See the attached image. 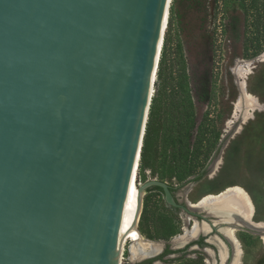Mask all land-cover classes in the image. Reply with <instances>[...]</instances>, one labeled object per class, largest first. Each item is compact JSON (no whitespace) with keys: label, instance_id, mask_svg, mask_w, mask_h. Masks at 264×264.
<instances>
[{"label":"water","instance_id":"obj_1","mask_svg":"<svg viewBox=\"0 0 264 264\" xmlns=\"http://www.w3.org/2000/svg\"><path fill=\"white\" fill-rule=\"evenodd\" d=\"M166 2L0 0V264H116L118 241L154 187L229 246L222 229L264 236L244 222L215 227L163 181L139 183L126 201ZM160 243L141 262L170 244Z\"/></svg>","mask_w":264,"mask_h":264},{"label":"rangeland","instance_id":"obj_2","mask_svg":"<svg viewBox=\"0 0 264 264\" xmlns=\"http://www.w3.org/2000/svg\"><path fill=\"white\" fill-rule=\"evenodd\" d=\"M169 16L137 185L149 180L166 182L174 187L173 196L180 204H194L238 186L252 203V222L264 226V0H172ZM243 71L247 72L244 77L239 75ZM239 83L256 99V108L240 98ZM221 148L220 163L209 175V166ZM203 171L200 181L191 182ZM214 218L219 227L223 221ZM191 225L188 215L167 205L161 192L144 194L136 225L144 239L169 242L166 246L174 248L171 252H178L208 230L203 224L198 236H185ZM233 231L241 250L238 264H264V236L243 227ZM215 235L204 237L211 244L172 253L156 264H227L232 246ZM191 238L187 247L176 249ZM126 245L122 264L143 261L131 262L130 242ZM221 245L224 261L219 256ZM232 264H236L233 249Z\"/></svg>","mask_w":264,"mask_h":264},{"label":"bare ground","instance_id":"obj_3","mask_svg":"<svg viewBox=\"0 0 264 264\" xmlns=\"http://www.w3.org/2000/svg\"><path fill=\"white\" fill-rule=\"evenodd\" d=\"M171 4H172V0H167L165 10L163 13L161 30H160V42L158 43V49L156 51L155 76L152 81V85L150 86V92H149V102H150L149 108H150L151 100H152L153 93H154V82L156 80L157 67H158V63L160 59L165 30L168 26V16H169V10H170ZM244 74H247V72L243 71L239 73V75H241L242 77H244ZM239 88H240V93H241L240 98L242 99L245 98V100L247 101L251 109L256 108L257 101L254 97H252L251 95L247 93L246 85H244V83H239ZM148 113H149V109L146 114V118L144 121V127L141 133L140 148L138 149L136 153V159L134 161L133 168H132V175H131L128 192L126 196L127 202L136 201V193H137V188L139 186L137 185L136 172L139 166L140 152H141L142 141H143V137L145 133L146 123L148 119ZM219 163L220 162H218L217 164ZM216 165H214L212 169V173L215 171ZM225 189L227 190L224 193H222L220 196H216L217 194L207 195L204 198L199 199V201H197L194 204L190 202H187V204L189 208H191L192 210H206L211 215L222 220L223 222H231V221L239 222V223L244 222L245 224H248L249 226H252L255 228H264L262 223L254 224L252 222L253 213L251 211V205H250L251 201L247 193L238 186L227 187ZM219 198H222V199L219 200ZM199 229H200L199 226L196 223H194L191 227V230L188 229L190 231L185 232V236H188V235L193 236L194 234L198 232ZM220 232L223 235V237L232 246L234 259L236 261V264H238L241 258V250H240L239 242L236 239V236L234 234V231L231 229H222L220 230ZM193 239L195 240L196 238L194 237ZM188 240H192V238ZM127 241L130 242L128 251L130 254L129 260L131 262H134L137 260H144V259L153 257L159 253L162 247L160 243H155V242H151V241L144 239L143 235H141L140 232H138V230L136 229V226H130V228L121 236V238L118 241V248H117V253H116V264L123 263V255H124V252L126 251L125 246H127L126 245ZM217 244L220 245L221 243L219 244V242L217 241ZM173 247H174V243H173ZM219 256L222 259V261H224L225 252H224V247H222V245L219 247Z\"/></svg>","mask_w":264,"mask_h":264},{"label":"trees","instance_id":"obj_4","mask_svg":"<svg viewBox=\"0 0 264 264\" xmlns=\"http://www.w3.org/2000/svg\"><path fill=\"white\" fill-rule=\"evenodd\" d=\"M169 24H170V16H169V18H168V26H169ZM168 26H167V28H168ZM167 28H166V30H165V34H164V39H163V45H162V49H161V54H160V56L162 57V53H163V50H164V46H165V43H166V31H167ZM161 57H160V59H159V61L161 60ZM160 63V62H159ZM159 63H158V65H159ZM157 70H159V68L157 67ZM157 75H158V73H156ZM152 107V102H151V104H150V108H149V118H150V114H151V108ZM148 122H149V120H148ZM147 127H148V124H147ZM146 127V128H147ZM146 132H147V129H146ZM146 133H144V137H146V135H145ZM144 137H143V141L145 140L144 139ZM142 141V143H143V146H144V142ZM142 150H143V148H142ZM140 155H141V161H142V152L140 153ZM202 155V152L199 154V157H202L201 156ZM204 155H206V157L208 156V150H205L204 151ZM198 157V165L200 164V159L201 158H199ZM140 165H141V163H140ZM204 175V171L203 172H201L200 174H198V176H195L192 180H191V182H198V181H200L201 179H202V176ZM174 188V187H173ZM151 190H157V191H159V192H161L162 193V191H161V189H159V188H156V187H154V188H151V189H148V190H146V193L147 192H149V191H151ZM172 192V191H171ZM193 244H198V245H201L202 244V242H194ZM193 244H191V245H193ZM182 252H184V250H181V251H178V252H171V250H168L167 251V249H166V251L164 252V254H161L160 256H158V257H156V258H154V259H150V260H147V261H144V262H142V263H139V264H145V263H153L154 261H156V260H159V259H162V257L164 256V255H167V254H172V253H182Z\"/></svg>","mask_w":264,"mask_h":264},{"label":"flooded vegetation","instance_id":"obj_5","mask_svg":"<svg viewBox=\"0 0 264 264\" xmlns=\"http://www.w3.org/2000/svg\"><path fill=\"white\" fill-rule=\"evenodd\" d=\"M171 187V191L173 192V190H174V188L172 187V186H170ZM253 215H254V210H253ZM200 221H201V219H199ZM202 222H203V220H202ZM206 225V224H205ZM208 227V226H207ZM216 234V232L214 231V230H210V232L208 231V233H206L205 235H203L202 234V236L201 237H199V239L198 240H196L195 242H202V243H204V242H209V240L207 241V240H205V236L207 237V238H209V237H211V236H216L215 235ZM210 243V242H209ZM211 244V243H210ZM194 245V244H193ZM195 245H197L198 246V244H195ZM213 245V244H212ZM190 246H192V245H190ZM190 246L189 247H187V248H185L184 249V251H186L187 249H189L190 248ZM167 249V251L169 250L168 249V247L166 248ZM166 249H165V251H166ZM164 251V252H165ZM164 252L162 253V254H164ZM183 253V252H182ZM170 255H172V254H167V255H164L163 257H162V259H159V260H156V261H158V262H160V261H163V260H165L166 259V257H168V256H170ZM155 262V261H154ZM153 262V263H154ZM140 263H142V262H140ZM152 262L151 263H145V264H153Z\"/></svg>","mask_w":264,"mask_h":264}]
</instances>
